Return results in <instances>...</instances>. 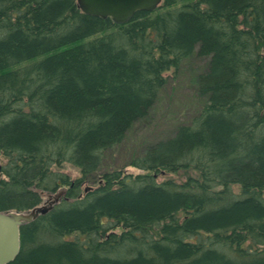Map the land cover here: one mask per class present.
<instances>
[{
    "label": "trees",
    "instance_id": "trees-1",
    "mask_svg": "<svg viewBox=\"0 0 264 264\" xmlns=\"http://www.w3.org/2000/svg\"><path fill=\"white\" fill-rule=\"evenodd\" d=\"M196 50L199 109L104 170ZM0 155L1 211L58 196L11 264H264V0H163L122 24L77 0H0Z\"/></svg>",
    "mask_w": 264,
    "mask_h": 264
},
{
    "label": "rangeland",
    "instance_id": "rangeland-1",
    "mask_svg": "<svg viewBox=\"0 0 264 264\" xmlns=\"http://www.w3.org/2000/svg\"><path fill=\"white\" fill-rule=\"evenodd\" d=\"M209 61L210 56L200 55L196 50L177 71H170L169 83L161 91L149 114L132 126L122 144L107 152L104 170L127 164L135 155L145 152L149 145L172 137L179 124L189 121L205 100L199 93V75L207 69ZM5 161L7 158L0 155V164ZM59 169L73 178L78 177L81 172L70 162L63 163ZM126 171L133 174L147 172L133 165L127 166ZM2 176L0 171V177ZM187 176V171L180 170L161 172L157 178L158 181L167 178L182 181ZM98 184L99 180L87 183L86 187H97ZM57 197L55 194L46 195L41 206H49Z\"/></svg>",
    "mask_w": 264,
    "mask_h": 264
},
{
    "label": "water",
    "instance_id": "water-1",
    "mask_svg": "<svg viewBox=\"0 0 264 264\" xmlns=\"http://www.w3.org/2000/svg\"><path fill=\"white\" fill-rule=\"evenodd\" d=\"M86 14L111 18L118 24L129 22L138 11H154L163 0H77ZM92 186H88V191ZM46 207L30 212L0 210V264H11L21 250V227L36 218Z\"/></svg>",
    "mask_w": 264,
    "mask_h": 264
}]
</instances>
